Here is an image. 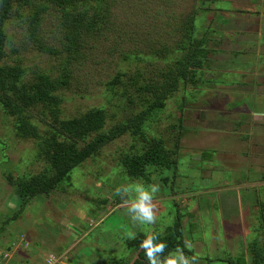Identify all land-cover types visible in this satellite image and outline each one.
Instances as JSON below:
<instances>
[{
    "label": "rangeland",
    "instance_id": "1",
    "mask_svg": "<svg viewBox=\"0 0 264 264\" xmlns=\"http://www.w3.org/2000/svg\"><path fill=\"white\" fill-rule=\"evenodd\" d=\"M199 10L197 0H114L107 22L111 30L102 35V45L93 49L87 55L88 58L85 56L76 61L71 88L66 90L68 98L63 107L66 114L75 116L92 106L105 105L107 98L104 84L108 80L120 71L132 73L137 67H146L145 61L131 58L134 56L128 57V53L136 50L156 52V49L169 44L175 47L181 32H174V27L182 28L186 18ZM242 11L237 9L225 13L227 28L224 35L219 31L217 33L224 41L218 46L220 51L213 62V66H220L222 59L225 68L240 66L237 72H230L233 80L245 78L244 73L250 72V60L245 59L246 52L250 50L247 42L250 16ZM58 14L56 8H50L40 25V34L50 45L55 46L56 53H48L32 45L25 35V17L9 20L6 24L9 40L6 52L10 60L18 54L26 66L57 68L66 55L60 48L62 37ZM205 16L209 23L211 15ZM199 24L200 20H197L198 36L201 34ZM14 48L17 53L13 51ZM236 51H241V55L235 54ZM231 59H236L233 61L235 63H228L232 62ZM211 70H204L203 83L204 79L214 74ZM147 75L150 78L157 73L148 71ZM244 85L250 84L246 82ZM213 88L207 83L201 88L191 83L183 84L161 113V120L149 124L148 134H162L169 146L176 143L178 135L175 130L171 131L170 123L180 119L184 128H188L179 143V175L176 177L171 169L166 171L170 177L169 184L176 177L175 184L171 186L172 189L161 186L156 196L157 220L151 225L133 223L126 213L125 200L129 197L122 195L121 190L141 183V180L129 178L123 169L114 167L118 166L114 160L118 150L128 148L129 143L135 141L127 134L115 143H109L97 158H90L75 168L72 172L73 185L71 182L69 186L64 185L35 197L19 216L8 220L21 205L9 174L16 178L22 174L38 173L43 170L46 160L38 158L37 141L18 137L13 119L0 111V241L16 238L3 240L2 243L8 248L12 247L10 254L13 257L7 259L8 264H18V261L23 260V255L31 259L29 263L22 261L20 264H43L47 259L43 254L44 248L51 250L49 252L55 251L54 264H87V261L89 264H103L115 255L130 254L127 239L140 231L141 226L155 231L157 223L161 230L175 221L177 209L183 214L184 225L189 219L198 222L197 229L193 228L192 231L193 238L189 237V228L184 237L186 248L193 249V254L200 257L198 264H224L216 259L229 257L236 261L246 256L241 247V238L244 231L251 228L254 221L257 222V199H264V154L256 148L246 156L250 148L246 139L252 136L250 131L240 134L242 139L223 158V146L221 149L214 148L223 137L219 140L214 137L210 144H206L203 138L200 143L203 135L218 132L225 135V141L229 140L226 133L230 130V122L225 124L223 118L236 108L237 103H228L225 96L219 97V93L215 94L214 100ZM117 89H122V86L117 85ZM73 90L86 94L75 95ZM239 92L242 93V90ZM184 98L188 106L183 105ZM248 98L244 94V99ZM212 100L223 106L221 112L217 110L218 105L216 111L213 108L207 110ZM202 107L208 108L198 110ZM110 111L121 114L115 105L110 106ZM112 123L108 122V127ZM203 153L208 159H203ZM250 161L259 162L251 166V171ZM218 170H221L222 178L218 176L221 174H218ZM99 197H108L109 201L101 203ZM248 220L250 224L246 222ZM36 239L41 240V244ZM5 246L0 247L3 249ZM32 249L36 251L33 253ZM79 251L86 256L80 255Z\"/></svg>",
    "mask_w": 264,
    "mask_h": 264
},
{
    "label": "trees",
    "instance_id": "2",
    "mask_svg": "<svg viewBox=\"0 0 264 264\" xmlns=\"http://www.w3.org/2000/svg\"><path fill=\"white\" fill-rule=\"evenodd\" d=\"M215 2L197 0L200 10L188 16L182 28L174 27V32H181V38L175 42V47L169 44L156 49V52H129L128 57L134 56L131 58L145 61L146 67H137L132 73L118 72L104 84L107 98L105 105L92 106L79 115L70 116L63 107L68 98L66 90L71 88L76 61L85 56L88 58L87 55L93 49L102 45V35L111 30L107 22L110 20V8L114 0L0 1V111L13 119L18 137L37 141L38 158L46 160L43 170L38 173L22 174L16 178L9 174L21 205L8 220L19 216L35 197L65 187L64 185L69 186L75 168L90 158H97L109 143H115L126 134L135 141L130 142L128 148L118 150L114 156L118 166L114 167L123 169L132 180H141L145 184L158 183L160 188L163 185L172 189L179 175V143L188 128H184L180 119L170 123L171 131L178 133L176 143L171 146L162 134L151 135L147 131L149 124L161 120V113L183 84L203 87V72L213 68L212 61L220 50L218 46L224 40L217 35L218 18H213L212 23H208L205 16L212 4L222 8ZM52 7L59 13L58 26L62 37L60 48L66 54L62 62L57 68L49 69L38 65L26 66L24 59L18 54L10 60L6 52V44L9 43L6 24L13 17H25V35L35 48L56 53L55 46L50 45L40 34V25ZM218 12L226 13L224 9H219ZM197 20H200L199 36ZM13 51L17 53V49L14 48ZM148 71L157 75L148 78ZM117 85L122 86V89L118 90ZM73 93L86 94L80 90H73ZM185 98L183 105L186 106L188 103ZM111 105L117 106L121 114L111 112ZM183 105L180 106L181 109ZM111 121L114 123L108 127L107 123ZM168 169L176 175L171 184L166 172ZM99 199L101 203L109 201L108 197ZM257 206V222L254 221L241 238V247L246 256L236 261L229 257L216 260L224 264H264V199L258 198ZM176 211V220L161 230L158 228L159 223L154 226L155 231L141 226L140 231L127 239L131 253L115 255L103 264H148L144 250L139 245L152 233H158L159 238L167 242L165 254L179 246L186 254L194 255L193 249L186 248L184 237L189 228V237L193 238L192 231L193 228L197 229L198 222L189 219L184 225L183 214L178 209ZM246 222L250 224L249 220ZM81 232L84 233L82 230ZM79 253L85 255L82 251Z\"/></svg>",
    "mask_w": 264,
    "mask_h": 264
},
{
    "label": "crops",
    "instance_id": "3",
    "mask_svg": "<svg viewBox=\"0 0 264 264\" xmlns=\"http://www.w3.org/2000/svg\"><path fill=\"white\" fill-rule=\"evenodd\" d=\"M212 2H215L216 0H211ZM222 8L216 4L212 7V9L207 11V15H211L209 22L212 23L213 18L217 19V25L218 31L221 32L223 35L225 33V30L227 28V24L224 21L225 20V13H219V9H224V12H235L237 9L243 10V13H247L250 16V31L247 33L248 38L247 42L250 46V50L247 51V58L250 60V72L244 73L246 77L241 79H234L231 78L230 72H237L240 66L237 67H229L225 68V62L220 59V66L214 65L213 62L216 60L217 55L219 54V51H217L214 60L212 61V70L214 71V74L211 78L204 79V83L210 84L214 88L212 93L214 94V100H215V94L219 93L220 96H225L228 103H231L235 101L236 108L226 113L227 116L223 118V120L226 123L230 122V130L226 135L229 136V140L225 141L224 136L220 132L215 134H205L202 136L200 143L203 142V138L205 140L206 144H210L211 140L216 137L222 138L221 141H219L214 148L221 149L223 146V149H221V156L223 158V155L225 153H229L234 148L233 146H236V144L242 139L240 134H242L244 131H250V138L246 139L249 144V150L246 152V156L250 154V152H253L256 148L262 151V154H264V0H217ZM209 4V3H208ZM230 7H235L230 8ZM205 14V15H206ZM208 18L206 17V20ZM224 41V40H223ZM235 54H240L241 51L234 52ZM239 55V58L241 57ZM250 56V58H249ZM243 59V60H245ZM231 61H228V63H235L233 61H236V59H231ZM247 60V61H248ZM242 61V60H240ZM223 70V71H221ZM210 71V72H211ZM242 73V72H241ZM248 82L250 85L245 86L244 84ZM220 85V87H219ZM207 87V85H206ZM245 87V88H244ZM247 87V88H246ZM239 90H242V93L239 92ZM244 94H247L249 96L248 99H244ZM212 100V102L208 105H211L210 108L208 107H202L198 108V110H203L208 108L207 110H210L211 108L216 111L217 105L216 102ZM223 106L218 105V112H221V108ZM232 116V118H231ZM239 119V120H238ZM211 136V137H210ZM254 148V149H253ZM203 159H208L207 155L205 153ZM219 154V152H218ZM204 161V160H203ZM254 163H259L255 161H250V171L251 166L254 165ZM211 164V163H208ZM222 165V163H218ZM223 166V165H222ZM218 174L221 173V170L217 171ZM218 176H221L222 173ZM33 231V230H31ZM15 237H12L11 239H3V240H14ZM3 240L0 241V246L3 245ZM39 241L38 243L41 244V240L36 239ZM37 243V244H38ZM37 245L36 243H34ZM26 245L28 243L26 242ZM6 247V246H5ZM44 248V247H43ZM7 249L8 251H4ZM12 247H6L1 249L0 247V264H8V261L13 257L10 254V250ZM33 253L36 251V249H32ZM43 251V250H42ZM48 251V252H47ZM51 250L44 248L43 254L48 258L50 256H54L55 251L49 252ZM8 252L9 256L6 259H2L3 253ZM16 256V253L14 257ZM84 257L86 255H83ZM27 257V258H26ZM60 257V256H59ZM9 258V260H7ZM21 261H18V264L22 263V261L28 262L31 259L28 255H23Z\"/></svg>",
    "mask_w": 264,
    "mask_h": 264
},
{
    "label": "clouds",
    "instance_id": "4",
    "mask_svg": "<svg viewBox=\"0 0 264 264\" xmlns=\"http://www.w3.org/2000/svg\"><path fill=\"white\" fill-rule=\"evenodd\" d=\"M159 191L158 183H136L121 190L124 196L133 194L125 200L126 213L131 222L140 225H151L156 222L158 209L156 196ZM139 247L144 250L148 264H198L199 261L196 255L186 254L184 249L179 246L174 251L165 254L168 244L159 238L158 233L147 235L140 242Z\"/></svg>",
    "mask_w": 264,
    "mask_h": 264
},
{
    "label": "built area",
    "instance_id": "5",
    "mask_svg": "<svg viewBox=\"0 0 264 264\" xmlns=\"http://www.w3.org/2000/svg\"><path fill=\"white\" fill-rule=\"evenodd\" d=\"M9 256L8 252H4L3 253V257L2 259H6ZM55 262V257L54 256H50L46 259V261L43 264H54Z\"/></svg>",
    "mask_w": 264,
    "mask_h": 264
}]
</instances>
